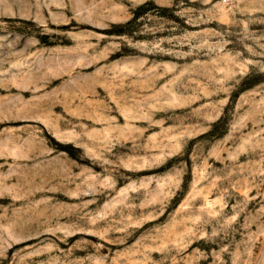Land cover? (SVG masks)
Here are the masks:
<instances>
[{"label":"rangeland","instance_id":"obj_1","mask_svg":"<svg viewBox=\"0 0 264 264\" xmlns=\"http://www.w3.org/2000/svg\"><path fill=\"white\" fill-rule=\"evenodd\" d=\"M0 264H264V0H0Z\"/></svg>","mask_w":264,"mask_h":264},{"label":"built area","instance_id":"obj_2","mask_svg":"<svg viewBox=\"0 0 264 264\" xmlns=\"http://www.w3.org/2000/svg\"><path fill=\"white\" fill-rule=\"evenodd\" d=\"M223 1H225V0H223Z\"/></svg>","mask_w":264,"mask_h":264}]
</instances>
